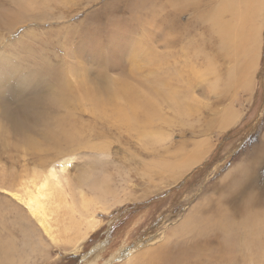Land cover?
Returning a JSON list of instances; mask_svg holds the SVG:
<instances>
[{"label": "rangeland", "instance_id": "1", "mask_svg": "<svg viewBox=\"0 0 264 264\" xmlns=\"http://www.w3.org/2000/svg\"><path fill=\"white\" fill-rule=\"evenodd\" d=\"M50 1L53 2L46 20L20 22L14 26L5 23L0 27V67L6 66L12 70L9 72L12 77H7L8 83L0 82V90L3 91L0 95V222L3 223V227H0V244L10 249V254L0 257V264H125L134 252L163 241L170 230L186 219L187 215L191 216V212L209 217L204 210L207 202L214 210L220 206L213 219L208 218V229H203L201 233L197 218L192 216L183 224L181 242L191 244L192 239L199 235L200 239L218 236L220 240L222 232H210V229L222 224L220 211L234 213L232 207H227V212L224 204L237 198L243 188L247 192L254 189L264 194V188H261L264 184V17L259 35L260 51L250 58L253 63L250 70L253 81L251 91L249 87L236 95L226 93L215 87L219 80L208 73L209 69L207 73L196 69L192 72L189 92L184 94L176 90L172 81H163L151 74L163 69L160 64L152 63L156 53L165 51L155 39H163L166 24L178 31L179 25H183L184 31H189V15L184 14L180 18L170 16L169 10L162 7L164 0H155L156 6L153 8H161V11L157 15L158 21L153 24L158 32L153 45H142L140 49L143 52L139 58L131 59L128 52L137 46L140 30L137 29L135 35L120 33L122 37L118 47L127 44L128 48L122 53L118 65L137 71L127 78V83L137 86L145 80L154 81L165 91L175 92L180 102H159L155 110H149L147 121H142L143 116L139 112L135 120L138 126L130 131L123 124L116 126L100 123L114 113L115 107L107 105L105 101L114 100L112 95L116 94L119 73L108 71L101 80H96L91 74L84 82L74 71L81 68V58L74 54L75 48L72 47L71 51L69 46L75 45L78 40L69 42L67 46L65 44L70 36L81 35L80 28L83 24L89 25L88 21H97L95 27L102 33L103 44L109 40L108 33L113 26L137 27L129 11L130 0ZM38 7L35 6L34 10L37 11ZM8 26L16 30L8 34L9 28H5ZM201 27L195 28L198 29L196 32L190 29L191 33H187L181 41L183 44L177 43L174 50L187 46L193 37L204 38V27ZM168 32L172 37L177 34L173 29L166 30ZM33 37L45 41L37 42V45L45 44L51 49L47 51L37 45L31 46L34 44L31 40ZM23 46L32 49L24 51ZM87 47L94 49L97 46L90 43ZM19 49L20 52L14 55ZM68 52L71 55L68 56ZM34 54V57L30 56ZM42 56H47L43 64L40 61ZM93 63L88 62L89 66H93ZM43 67L62 71L68 91L86 89L87 94L88 91L92 94L96 85L103 90L104 95L100 98L103 101L102 110L98 116L95 115L97 122L86 111L75 110L70 114L73 118L78 116L81 125L90 130V135L82 145L73 140L63 145L65 147L52 148L44 140L45 131L50 127L56 128V120H48L50 125H45L47 115L42 113L44 119L40 116L38 120L35 114L41 109L44 111V100L49 98L47 95L55 85L51 75L38 85L36 81L21 80L29 70ZM4 77L6 74L0 79ZM89 99L87 95L86 104ZM229 118L234 120L231 122ZM225 122L227 124L223 129ZM178 147L188 154L176 158L174 152ZM197 155H202L197 160L200 163L186 166L175 183L171 184L167 174L162 173L175 158L177 165H180ZM61 162L69 164V187L58 195H64L71 206L79 189L91 195L90 183L105 185L119 199H123L124 194L139 196L142 193L145 197L136 202L126 201L108 214L97 213L96 218L102 221L101 226L89 235L79 251L73 253L53 249L46 245L45 240L40 246L36 240H29L32 237L39 238L38 232L32 230L29 238L25 239L20 230V210L24 206L17 197H20L25 187L33 189L42 177L48 176L47 170ZM240 170L246 171L248 177L241 178ZM84 179H87L86 184L80 185ZM259 211L264 214V204ZM253 232L248 230L245 236H253ZM7 233L10 234L8 238L5 237ZM237 236L236 242L230 241L226 259L235 262L223 264H241L237 257L238 249L230 252L234 245L245 252V260L259 258L263 263V235L260 234L252 241H246L240 234ZM254 248L261 250L256 252ZM44 251L51 256L50 260L43 258L47 255Z\"/></svg>", "mask_w": 264, "mask_h": 264}, {"label": "bare ground", "instance_id": "2", "mask_svg": "<svg viewBox=\"0 0 264 264\" xmlns=\"http://www.w3.org/2000/svg\"><path fill=\"white\" fill-rule=\"evenodd\" d=\"M154 1L130 0L129 11L133 21L135 19L134 22L137 27L133 29L131 26L130 28H125L126 26L119 24L113 26L108 33L110 37L109 43L107 41L108 44L102 43V33L95 27L97 26V21L95 20L93 22L88 21L89 25L83 24L81 26V35L70 36L65 41L67 46L69 42L78 40L75 45L69 46L71 51L72 47H74V54L81 58V68L74 71L82 77L84 82L91 74L94 75L96 80H101L108 71L119 73L120 81L116 86V94L112 95L114 100L107 99L105 101L107 105L115 107L114 113L108 115L107 119L101 120V124L108 125L112 123L116 126L123 124L130 131H133L138 126L135 120L138 119L136 114H139V112L143 116L142 121H147L149 110H155V105L157 106L159 102L172 101L176 104L180 102L175 92L165 91L154 81L147 82L145 80L144 83H140L137 86L127 83V78L137 71L131 67L126 68L118 65L122 53L128 48L127 44L118 47L119 39L122 37L120 33L126 32V34L133 33L135 35V32L140 30V34L137 35V46L128 52L131 59L139 58L143 52L140 49L142 45H153L155 36L158 33L155 31L156 27L153 24L158 21L157 15L161 11V8H153L156 6ZM52 2L50 0H0V27H3L5 23L9 26H14L20 22L46 20ZM37 5L40 7L35 11L34 7ZM162 7L169 10L170 16L180 18L184 14L189 15L187 16L188 26L194 30L203 26L202 33L204 35H202L204 38L193 37L192 42L187 46L174 50L177 47V43L184 40V36L191 32H189L190 29L189 31H184L183 25H179L178 31L177 28H170L166 24L164 26L163 39L160 41L155 39L156 43L159 42V46L165 48V51L156 53L155 58L152 60L153 64H160L163 69L160 72L152 73V76L163 81H172L176 90L187 94L190 89V82L193 79L192 72L196 69H202L203 73H207L209 69L208 73L219 80V83L215 85L216 88H220L226 93L230 92L233 95H236L239 91L245 92L249 87L251 91L253 81L250 76V70L253 68V63L250 58L260 51L259 35L261 20L264 17V0H164ZM139 19L141 20L140 22ZM161 19L163 18L161 17ZM165 19H168V17ZM9 26L5 28H9L8 34H11L16 29H10ZM168 29L175 30L177 32L176 36L172 37L170 32L166 33ZM97 31L100 33L97 34ZM202 35L200 31V36ZM31 40L34 41L31 46L37 45V42L45 43L43 40H36L35 37L31 38ZM90 43L96 44L97 47L94 49L87 47ZM181 44L183 43L181 42ZM37 46L45 48L47 51L51 49L49 46V48L46 47L45 44H38ZM25 47L23 46L22 49H25ZM27 49L31 50L32 48L27 47L24 51ZM19 52L20 49L15 51L14 55ZM68 53V56L71 55V52ZM30 56L34 57L35 54ZM46 60L47 56L40 57L42 64ZM87 61L94 62L93 66H89ZM10 71L12 70L6 68V66L0 67V77L6 74V77L0 79V82L8 83L7 77H12V74L9 73ZM62 75V71L43 67V69H31L25 77L21 78L24 81H36V85H38L43 83L45 77L50 76L55 85V88L47 95L49 98L44 100L46 105L44 111L41 109L35 114V118L38 120H40L38 118L40 116L44 119L42 113L47 115L48 118L45 125H50L48 120H52V122L56 120V128L50 127L43 134L44 140L52 148L65 147L73 140L80 142V144L83 143L86 137L90 135V130L81 125L82 121L78 116L73 118L70 114L75 110L86 111L85 113L97 122L95 115L100 114L103 103L100 98H102L104 92L97 85L92 94L89 91L87 94L85 92L86 89L68 91L64 85ZM18 78H20V74ZM2 94L3 91L0 90V95ZM87 95L90 99L86 104L85 97ZM87 105L90 106L87 108ZM228 120L232 122L234 118H229ZM143 124L145 123L143 122ZM226 124L227 122L223 124V129H225ZM187 154L181 147H178L174 152L176 158H182ZM201 156L197 155L189 162L183 161L180 165H177V159L175 158V161L171 162L162 173L167 174V177L171 179V184H173L176 182L175 179L180 178L186 166L192 163L198 165L200 161L197 162V160ZM68 166L67 162L52 166L50 170H47V177H42L38 185H34L31 190L28 186L25 187L17 199L25 209L21 208L23 210H20V230L23 238L28 239L31 231L34 230L39 233V238L32 237L29 240L33 239L34 242L36 240V244L40 246L41 242L45 240L47 242H45L46 245L53 249L73 253L79 251L83 243L89 238V235L94 234L101 226L102 221L96 218L98 217L97 213L108 214L115 207L126 201L136 202L145 197L142 196V193L139 196L137 194H124L123 199H119L105 185L90 183L91 195H88L84 189H79L73 198L71 206L70 201L64 195H58L64 193L65 188L69 187ZM245 176L248 177L246 171L240 170V177L243 178ZM86 182L87 179H84L80 185H85ZM240 182L241 180L239 179ZM29 186L31 185L29 184ZM261 188H264V184ZM240 191L241 194L239 196L236 195L238 196L237 198L228 201L223 206L226 210L227 207H232L234 213L231 212L230 214L228 210V213H225V210L224 212L220 211L219 218L222 224L213 226L210 229V232H222L223 237L220 240L217 238L218 236H206L209 240L207 238L200 239L199 235L192 239L191 244H183L181 242L183 224L188 222L192 216L197 218L201 233L203 229L204 231L208 229L206 227L208 218H212L220 206H216L214 210L211 204L207 202V207L204 210L209 217L206 214L198 216L197 212H191V216L187 215L186 219L170 230L163 241L156 242V245L134 252L125 264L234 263V260L226 259L227 253L229 254L230 241L236 242L238 240L237 234H240L241 237L244 236L246 241H252L260 234L264 237V214L259 211L261 205L264 204V194L254 189H251V192H247L246 188ZM9 193L12 194V192ZM12 196L15 197L16 194H12ZM0 227H3L1 222ZM248 230L254 231L252 233L253 236H245ZM4 232H8V230ZM9 235L7 233L5 237L8 238ZM36 247L38 248L39 246ZM236 249H238L237 257L241 264H264V255L263 263L259 258H252L247 261L245 260V252L237 248L236 245L230 249V252ZM254 249L256 252L261 250V248ZM32 252L36 253V251ZM8 254H10V249L0 244V257H5ZM43 258L50 260L51 256L47 254Z\"/></svg>", "mask_w": 264, "mask_h": 264}]
</instances>
